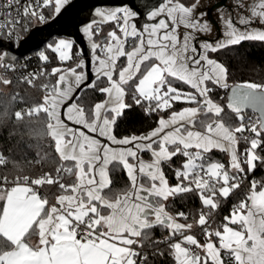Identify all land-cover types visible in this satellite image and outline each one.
<instances>
[{"label": "snow or ice", "instance_id": "obj_1", "mask_svg": "<svg viewBox=\"0 0 264 264\" xmlns=\"http://www.w3.org/2000/svg\"><path fill=\"white\" fill-rule=\"evenodd\" d=\"M69 3L29 0L21 12L20 0H3L0 15L7 19L0 22V33L14 36L24 27L22 20L46 22L44 9L51 7L53 15H59ZM14 7L15 17L9 11ZM199 7V0H162L139 26L141 13L131 6L96 7L95 18L81 29L91 59H83L79 49L71 66L54 67L50 73L41 69L25 78L31 85L45 75L56 77L55 83L42 85L45 95L39 105L15 115L23 119L45 114L60 164L55 176L0 178V264H148L142 249L156 227L166 229L168 236L153 243L167 244L174 264H264V181L251 182L246 198L223 224L212 228L209 222L219 198L239 188L257 163L264 165V85L230 86L227 68L209 53L246 41L264 42V0H235L227 12L218 6L222 39L215 43L197 41V33L212 30L205 19L208 13ZM105 23L114 29L98 40ZM181 26L188 30L182 40ZM74 44L61 38L47 47L63 64L73 60ZM40 58L50 60L44 52ZM3 67L15 71L9 52L0 49ZM99 81H106L105 86L98 87ZM0 83L11 81L0 78ZM214 88L230 89L226 105L212 99ZM85 89L99 91L105 99L85 111L73 101ZM129 98L143 105L146 114L169 115L159 116L147 133L118 137L115 127L132 107ZM176 103L189 106L175 111ZM225 107L236 115L238 125L225 123ZM248 109L257 115L245 123ZM241 141L247 145L243 152ZM213 149L230 154L227 166L211 159ZM145 152L151 159L143 158ZM178 157L184 162L175 169L176 184L171 185L164 166ZM6 162L0 154V165ZM115 168L125 171L128 185L114 191L109 173ZM64 177H71V183L62 182ZM53 184L61 194L50 204L39 187ZM190 192L202 202L198 219L179 222L188 221V215L171 214L165 202ZM196 227L203 231V243L190 234Z\"/></svg>", "mask_w": 264, "mask_h": 264}, {"label": "trees", "instance_id": "obj_2", "mask_svg": "<svg viewBox=\"0 0 264 264\" xmlns=\"http://www.w3.org/2000/svg\"><path fill=\"white\" fill-rule=\"evenodd\" d=\"M186 3H191L192 0H184ZM48 22L55 16L51 7L47 9ZM114 27L113 24H103L101 27ZM30 32V31H29ZM29 32L25 33L23 38ZM54 37L53 39H55ZM101 35L97 37L99 40ZM19 41H16L18 45ZM74 47L79 48L76 44ZM46 53L50 60L45 62L40 58V53ZM31 65L40 69H46L51 72L54 67H62V63L58 60L57 54H54L48 49L45 44L39 51L31 53ZM210 57L223 64L228 70V82L242 84L251 82L264 85V42L260 41H246L240 45L230 46L215 53H209ZM121 64L124 63V58H121ZM0 78L11 81V83H0V154L6 159V163L0 165V178L7 177L13 179L17 176H28L30 178H37L45 173L56 174V168L60 164L58 154L54 149V142L48 135L46 124L47 117L43 112L38 115L27 116L23 119H17L16 112L23 109H30L35 105H39L45 95V90L42 87L44 84L55 83L56 77L42 76L37 79L36 83L30 84L14 79L8 73H0ZM98 87L105 86L106 81H99ZM177 87L187 89L186 85L177 84ZM230 89L214 88L212 92V99L223 105L227 104ZM105 97L99 91L93 89H85L79 94L75 102L79 103L85 111L91 109L97 102L104 100ZM132 104L130 109H127L124 115L117 120L115 127V134L118 137H125L141 135L147 133L157 126L159 116L163 115L165 118L169 115L168 112L146 114L143 105H135L131 99L128 100ZM187 106L184 103H176L174 105L175 111ZM252 110H246L245 121L248 118L255 117ZM223 119L225 123L236 124L239 123L236 115L231 110L225 107ZM246 133V132H245ZM244 133V135H245ZM251 134V133H250ZM247 135V134H246ZM249 135V133H248ZM252 135V134H251ZM247 145L241 141L239 149L243 152ZM264 155V153H261ZM212 160L223 162L228 165V159L223 151H211L208 154ZM144 157L150 159V154L145 152ZM184 162L183 157L174 158L170 164L164 166V172L171 185L176 184L175 169L179 168ZM112 180V189L120 190L128 185V178L125 171L121 168H115L110 171ZM246 183L243 187L232 191L227 198H219V207L212 210L210 217V224L212 228L223 224L224 217L229 216L231 208L235 204H239L244 200L250 191L251 182L264 181V165L257 163L254 171L246 175ZM71 177H64L62 182L71 183ZM44 189L40 193L41 196H46L50 204L56 201V198L61 194L57 184L44 185ZM3 202H0L2 204ZM167 211L171 214L184 212L188 215V221L179 222H193V219H198L199 212L202 208V202L199 195L195 192L183 193L170 197L165 202ZM207 211V209H205ZM195 236L201 243L204 242V235L201 228H194ZM193 230V231H194ZM151 235L149 240L144 243V253L148 256V264H174V258L165 243L154 244L153 241H164L168 236V231L161 227H156L150 230ZM38 236H33V242L37 241ZM177 240L180 237H176ZM163 252V255L154 254Z\"/></svg>", "mask_w": 264, "mask_h": 264}, {"label": "water", "instance_id": "obj_3", "mask_svg": "<svg viewBox=\"0 0 264 264\" xmlns=\"http://www.w3.org/2000/svg\"><path fill=\"white\" fill-rule=\"evenodd\" d=\"M161 2L162 0H71L59 15H56L43 25L33 27L29 34L20 40L18 45L15 42L0 40V49L8 51L9 62L14 63L23 56L39 51L54 37H67L74 40L75 44L80 49H83V59L90 60V44L81 29L86 23L95 18L94 9L96 7H117L126 4L133 7L134 10H138L141 13L140 18L143 21L145 20L147 11ZM12 57H15L14 61H12ZM92 79L93 75L89 70V82ZM230 95L231 91L229 90L228 97ZM76 98L73 97V101ZM73 101H69V103ZM68 123L70 126H74L71 122Z\"/></svg>", "mask_w": 264, "mask_h": 264}, {"label": "built area", "instance_id": "obj_4", "mask_svg": "<svg viewBox=\"0 0 264 264\" xmlns=\"http://www.w3.org/2000/svg\"><path fill=\"white\" fill-rule=\"evenodd\" d=\"M2 2H3V0H0V3H2ZM26 2H29V0H20V6L19 7H20V11L21 12L23 11V5ZM47 9L48 8L44 9V15L47 17V21L46 22H38V21H35V20H32L31 22H26V21H23L22 20V24L24 25V27L23 28L18 27L17 28V34L16 35L9 37L7 35H4V34L0 33V40L7 41V42H16V41H19V40L23 39L24 34L27 33V32H29L33 27H35L37 25H43V24H45V23L48 22ZM9 11L12 12V16L13 17L16 16L15 7L13 9H10ZM5 19H7V17L0 15V22H3ZM31 57H32V55L29 54V55L23 56L20 59H18L17 61H15L14 62V64H15V71H9L7 67H3V68H0V73H3V74L4 73H8L14 79L21 80V81H24L25 82V78L29 74L35 73V72H38V71L41 70L40 68H37V67H34L33 65H31V59H32ZM36 81H37V79L34 81L33 84H31V86H33L36 83ZM26 110H28V109L19 110V112H24ZM246 177L247 176H244V178L240 181V187H243L245 185V183H246ZM8 180L9 181H13V179H8ZM9 186H11V185H9ZM39 192L40 193L42 192V186L39 187ZM235 205H238V204H235ZM235 205L232 206L231 212H232V209H233V207ZM143 251L144 250H142V252Z\"/></svg>", "mask_w": 264, "mask_h": 264}, {"label": "flooded vegetation", "instance_id": "obj_5", "mask_svg": "<svg viewBox=\"0 0 264 264\" xmlns=\"http://www.w3.org/2000/svg\"><path fill=\"white\" fill-rule=\"evenodd\" d=\"M200 1V0H199ZM246 4L252 3V0H245ZM235 0H210L208 2V6L199 7L198 11L207 12L208 16L205 17V19L211 21L212 23V30L209 33H197V41H210L215 43L216 41L222 39V30H221V21L219 13L216 11L217 7H221L222 10L225 12L232 11L234 6ZM233 15H236V12H233ZM146 22V16L145 20H141L139 18L138 26L142 23ZM112 24V23H111ZM256 27H260V25H255ZM188 31L183 26L179 27L178 32L180 35L181 40L183 39V36L185 32Z\"/></svg>", "mask_w": 264, "mask_h": 264}, {"label": "rangeland", "instance_id": "obj_6", "mask_svg": "<svg viewBox=\"0 0 264 264\" xmlns=\"http://www.w3.org/2000/svg\"><path fill=\"white\" fill-rule=\"evenodd\" d=\"M71 1V0H70ZM210 0H200L199 2H200V7H203V6H206L207 4H208V2H209ZM208 6V5H207ZM56 16V15H55ZM54 16V17H55ZM53 17V18H54ZM105 24H109V23H105ZM103 25V24H102ZM101 25V26H102ZM100 26V27H101ZM83 28V27H82ZM114 29V27L112 28V26L111 27H109V28H104V27H101V33H100V35H101V37L102 36H104V35H106L108 32H110V31H112ZM61 38H64V39H69V38H67V37H56L55 39H51L48 43H47V46L49 45V44H55L59 39H61ZM80 48H76V47H73V60L72 61H68V62H65V63H63V65H62V67H69V66H71L74 62H75V60L77 59V55H78V50H79ZM34 53V52H33ZM42 53V52H41ZM57 56H58V54H57ZM229 83V82H228ZM229 85L230 86H232V85H234L233 83H229ZM225 90V89H224ZM187 106H189V105H187ZM186 107V106H185ZM184 108V107H183ZM181 110V109H180ZM179 111V110H178ZM257 114H254V116H256ZM252 119H255V117H251ZM245 123H247L246 121H245ZM232 125H238V123H236V124H232ZM246 133H245V135L247 134L248 135V133H249V135H251L250 134V132H248V131H245ZM216 149H213L212 151H215ZM217 151H220V150H217ZM225 154H226V156H227V159H228V164H229V161H230V154L229 153H227V152H224ZM143 158L145 159V160H148V159H146L145 157H144V154H143ZM151 159V158H150ZM44 189V187H42V190ZM231 227H233V228H238V225H230ZM194 230V229H193ZM191 231V233L193 234V235H195V231L196 230H194V231ZM190 233V234H191ZM143 250V249H142ZM144 252V251H143ZM203 254V253H202ZM226 264H227V262H226Z\"/></svg>", "mask_w": 264, "mask_h": 264}, {"label": "crops", "instance_id": "obj_7", "mask_svg": "<svg viewBox=\"0 0 264 264\" xmlns=\"http://www.w3.org/2000/svg\"><path fill=\"white\" fill-rule=\"evenodd\" d=\"M56 202V201H55ZM55 202H53V203H55ZM38 240V239H37Z\"/></svg>", "mask_w": 264, "mask_h": 264}]
</instances>
